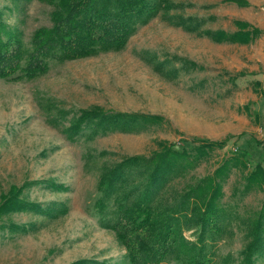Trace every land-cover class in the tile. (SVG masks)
Here are the masks:
<instances>
[{"label": "rangeland", "instance_id": "obj_1", "mask_svg": "<svg viewBox=\"0 0 264 264\" xmlns=\"http://www.w3.org/2000/svg\"><path fill=\"white\" fill-rule=\"evenodd\" d=\"M166 3L119 50L50 60L32 77L20 68L23 59L10 78H0V264H129L125 246L103 224L105 212L95 207L102 174L123 158L151 157L164 143L194 153L203 141L224 140L168 181L160 208L246 151L247 169L220 174L228 217L223 231L206 238L215 264L243 262L247 224L264 200L263 188L242 190L248 169L261 161L264 170V0ZM51 10L39 0H0V19L25 46L35 29L51 25ZM187 17L201 31L229 34L240 20L252 37L216 43L185 30L180 19ZM91 111L126 116L104 123ZM132 176L126 186L142 187ZM184 220L181 235L196 242L198 225ZM175 258L166 264H180ZM254 264H264V253Z\"/></svg>", "mask_w": 264, "mask_h": 264}, {"label": "trees", "instance_id": "obj_2", "mask_svg": "<svg viewBox=\"0 0 264 264\" xmlns=\"http://www.w3.org/2000/svg\"><path fill=\"white\" fill-rule=\"evenodd\" d=\"M39 1L52 6L51 25L35 29L28 46L22 42L19 32L11 30L0 19L2 79L10 78L19 69L23 59L26 63L20 68L27 77H32L45 70L50 60L64 62L108 50H119L138 23L144 24L160 9L168 8L166 0ZM228 1L239 6L247 4L246 0ZM180 20L185 30L201 33L216 43H246L252 37L248 30H243L247 24L240 20L234 21L240 29L233 34L223 30L201 31L200 23L193 17ZM91 113L87 112L88 116H97L104 123L117 122L116 119L126 116L99 115L95 111ZM98 123V127L104 126V123ZM99 130L104 129L97 128L96 132ZM224 141H203L193 147L194 153L185 148L173 149L164 143L161 144V150L155 151L151 157L144 159L137 155L123 158L102 174L99 180L100 197L95 207L105 212L107 217L103 224L112 229L118 242L125 246L129 264H166L173 256L180 260V264H215L210 255L212 245L206 242V238L223 231V220L228 217V212L220 202L223 192L219 177L232 167L247 169L248 153L241 151L230 155L211 174L201 177L196 183H187L181 197L162 208L167 200L161 199L160 194L168 181L198 165L201 158L207 155L208 148L222 146ZM143 166L146 167L144 170ZM248 171L242 190L248 192L254 187L264 189L261 161ZM131 174L135 179L143 180L142 187L135 186L133 189L126 186ZM8 208L12 206H6L5 209ZM183 219L198 225L196 242H188L181 235ZM246 228L249 241L242 252L241 264H254L256 256L264 253V200L257 216Z\"/></svg>", "mask_w": 264, "mask_h": 264}]
</instances>
